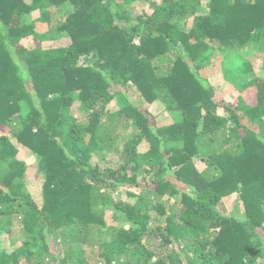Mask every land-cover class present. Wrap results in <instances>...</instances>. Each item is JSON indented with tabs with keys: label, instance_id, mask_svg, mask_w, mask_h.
<instances>
[{
	"label": "trees",
	"instance_id": "obj_1",
	"mask_svg": "<svg viewBox=\"0 0 264 264\" xmlns=\"http://www.w3.org/2000/svg\"><path fill=\"white\" fill-rule=\"evenodd\" d=\"M137 1L0 0V127L12 135L0 134V234L18 226L26 264H88L96 240L97 264H264V75L249 78L254 65L240 60L233 73L244 91L227 102L203 72L215 51H264V0H156L154 12L135 16ZM34 11L70 42L29 49L36 21L24 18ZM130 83L140 102L121 90ZM143 101L181 111L182 122L152 126ZM76 104L82 119L71 114ZM122 122L136 130L119 147L105 126ZM15 140L39 157L41 207L24 190ZM113 150L118 160L107 165ZM128 187L142 190L128 192L135 202L115 201ZM235 192L243 217L219 207ZM108 203L130 228L101 229ZM53 235L65 253H55Z\"/></svg>",
	"mask_w": 264,
	"mask_h": 264
},
{
	"label": "rangeland",
	"instance_id": "obj_2",
	"mask_svg": "<svg viewBox=\"0 0 264 264\" xmlns=\"http://www.w3.org/2000/svg\"><path fill=\"white\" fill-rule=\"evenodd\" d=\"M159 1V0H158ZM156 0H138L132 5V10L134 15H139L142 13H152L154 12V9L156 7ZM203 4H206L208 0H201ZM69 9V7L63 8L61 10V13H59V16H56V21L60 18H62L66 11ZM40 17L39 11H34L29 13L25 16V21L31 22L36 21V35L28 37L24 40V44L29 48L33 49L38 45H42L43 47H52V46H62L67 45L70 42V38L67 36L64 32H58L54 28V22L52 23L43 22L38 20ZM188 29L191 27L193 23V17L189 18L186 22ZM138 42V40H136ZM237 48H234L231 53L226 54L223 51H215L211 56V61L208 65H206L203 69L204 75L207 77V79L213 83L214 85L221 86L222 89L225 91L226 94V101L227 102H233L235 101L242 93H243V85L242 79L238 81V79L234 75L235 68L237 67L238 63H240V60L248 59L250 62L254 65V71L247 74L249 78H253L255 76H262L264 75V51H260L258 49L255 50H248L247 52H241V57L237 58ZM195 64V62H194ZM131 85H128L126 87H121V90L128 93L129 98L134 102H140L142 99H140V95L136 87L130 83ZM144 102V101H143ZM113 107L118 109V104L116 99L113 101ZM144 109H148L150 113L156 116L155 121L152 122V126H155L158 129H167L171 127L173 124H177L182 122L183 115L181 111L179 110H167L162 102H155V103H145L143 104ZM71 114L75 118L82 119L84 118V112L78 107V105H73L70 109ZM245 122L249 123L247 119H244ZM182 124V123H181ZM106 131H108L109 136L108 139L112 142L118 140L119 147L122 146L124 141L127 139V137L130 136V133L134 132L136 130V127L134 125H130L127 127L122 124L113 126V125H106L105 126ZM173 131V130H171ZM0 134H7L9 136L11 135L10 127L4 126L0 127ZM132 135V134H131ZM113 141V142H114ZM16 142V140H15ZM115 143V142H114ZM116 144V143H115ZM170 145L176 144L174 141H169ZM16 145L19 149L18 157L23 160L26 163V177L24 179V190L28 191L29 194L32 196V198L38 203V205L41 207L44 203V198L42 194V179L40 175L38 174V167H39V157L33 153V151L23 146L22 144L16 142ZM101 157V154H95V159H99ZM108 161H106L107 165H110L112 163L117 162L118 160V154L114 150L109 152V156L107 158ZM110 162V164H109ZM197 165L199 168L203 169L205 168V164L200 160L197 159ZM104 166V164H102ZM142 178V176H141ZM172 181H174L178 186L182 187L183 184L176 178L171 177ZM133 188V189H132ZM132 188H122L121 190L117 191L113 194V197L115 201L122 200L126 203L128 201H131L132 203L135 202L137 197H131V194L128 192H134V193H141L142 190ZM182 188H186L184 185ZM145 198H150L151 196H148L146 192H144ZM153 198H156V195L152 196ZM179 203L175 199H172V206L171 209H176L175 204ZM225 214L232 215L235 217H243L245 216V206L241 199H239L238 194L232 193L228 196H225L222 199V203L219 206ZM105 221L106 225L102 227L101 229L106 230L109 227L110 228H130L132 223L127 220L125 217V214L120 211V209H117L113 206V204L108 203L106 204L105 208ZM18 229V230H17ZM104 232V231H103ZM100 234V232H99ZM101 235V234H100ZM24 236L20 234L18 226H16L13 230V233L11 235L7 233L0 234V260L4 256H11L15 255L18 262L17 264H26L27 260L25 258V254L23 252L22 248V238ZM148 238L144 239V242H146ZM62 238H57L54 235L50 238V244L53 248L55 253H65V246L62 243ZM98 240H96L95 243L91 242L90 245L85 247V257L87 259L88 264H97L96 260V243ZM183 246L186 244L184 242L181 243ZM177 247V244L174 245V243H171L168 245L167 250H171L175 247ZM95 247V248H94ZM15 253V254H14ZM62 253V254H63ZM61 254V255H62ZM14 264V261L13 263ZM71 264V263H68Z\"/></svg>",
	"mask_w": 264,
	"mask_h": 264
}]
</instances>
